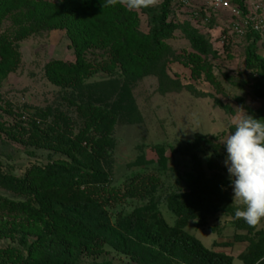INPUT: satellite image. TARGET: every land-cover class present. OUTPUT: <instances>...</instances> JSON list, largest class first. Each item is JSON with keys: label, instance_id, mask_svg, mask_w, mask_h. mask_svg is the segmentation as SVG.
Returning <instances> with one entry per match:
<instances>
[{"label": "trees", "instance_id": "trees-1", "mask_svg": "<svg viewBox=\"0 0 264 264\" xmlns=\"http://www.w3.org/2000/svg\"><path fill=\"white\" fill-rule=\"evenodd\" d=\"M246 1L232 0L244 12H247ZM178 5H184L182 0H162L156 7L128 11L119 4L103 7V0H0V19L12 15L17 22L23 20L22 34L66 32L76 61L54 60L45 66L48 80L57 86L82 88L94 70L104 69L111 75L110 81L93 87L84 103L75 101L80 111H84V107L94 111L93 120H104L103 126H106L108 122L128 120L127 116L138 113L133 86L144 77L156 74L164 87L166 75L159 69L170 52L166 40L172 38L177 29L182 30L196 52L189 54L184 64L195 77L204 71L207 78L215 82L211 68L202 60V56H218L211 36L202 33L190 21H178ZM212 10L218 11L203 6L197 14L193 12V18L213 28L217 17ZM142 15L149 24L147 32L140 27ZM228 33V27L223 28L218 37L227 50L230 48V42L226 44ZM243 39L246 68L252 80L247 84H252L256 97L264 99V56L259 52L264 34L249 31ZM90 50L105 52L106 57L93 65L86 56ZM20 58L15 43L0 38V79L15 69ZM122 104L126 116L119 117L117 108L121 109ZM249 112L257 119L264 118L261 107ZM40 115L43 116V112ZM61 115L57 113L55 121L45 127L35 116L30 118L28 129L22 128V135L26 144L66 154L70 163L57 160L46 165L34 164L20 177L0 167V187L27 196L25 199L0 196V216L20 218L10 224L7 221L3 226L6 232L12 230L11 235L16 234L18 246L0 249L1 262L78 264L84 253L100 254L113 249L139 264H233L232 255L207 248L186 230L192 220L218 210L234 216L237 206L233 203L231 179L222 174L208 177L199 169L188 176L182 191L165 194L163 200L175 215L173 225L168 224L159 208L162 198L156 195V176L142 174L141 178L138 175L128 178L123 195L137 198L140 204L129 211H111L119 192L108 187V177L101 163L106 156L104 151L90 152V148L83 146L84 140H91L84 130L75 137L67 135L60 123L62 120L66 125ZM105 115L110 118H102ZM200 136L197 140L203 142L205 136ZM235 226L248 233L255 229L243 219H235ZM258 234L256 238L236 236V240L249 242L238 256L244 264H257V261L264 264V231ZM221 244L230 246V243Z\"/></svg>", "mask_w": 264, "mask_h": 264}, {"label": "rangeland", "instance_id": "rangeland-1", "mask_svg": "<svg viewBox=\"0 0 264 264\" xmlns=\"http://www.w3.org/2000/svg\"><path fill=\"white\" fill-rule=\"evenodd\" d=\"M203 6H207V0H190L185 5H178L176 14L181 23L190 21L202 33L210 34L218 56H202V60L211 68L215 82L209 80L204 71L199 77H195L191 68L184 64L183 60L196 52L182 30L177 29L173 37L166 40L170 52L159 69L162 72L164 70L166 75L164 87L156 74L144 77L133 86L138 113L127 116L128 120L108 122L106 126H103L104 120H93L92 115L96 114H93L94 111H88L85 107V112L80 111L77 103H84L87 95L93 92V87L110 81L111 75L104 69L94 70L82 88L74 90L57 86L48 80L45 66L54 60L76 61L74 48L66 32L28 31L22 34V27L25 25L23 20L17 22L12 15L2 17L0 38L13 41L21 53L15 69L0 79L2 170L20 177L34 164L46 165L57 160L70 163L71 159L66 154L26 144L22 135V128L28 129L27 122L30 118L36 117L45 127L55 121L57 113H61L66 125L62 120L60 123L67 135L75 137L84 130L91 140H84L83 146L90 148V152L94 149L104 151L106 156L101 159V163L102 170L108 177V187L119 192L111 211H129L140 204L137 198L130 199L123 195L128 178L142 174L156 176V195L162 198L159 208L168 224L173 225L175 215L163 200L165 194L182 191L188 176L197 173L199 169L208 177L222 174L226 179H231L225 165L226 145L221 141L233 131L231 122L241 111L239 108L248 114L249 109H264V99L256 97L252 84H247V81L252 80L251 73L246 68L244 39L228 33L229 40L226 44L230 42V48L227 50L218 38L223 28L228 27V11L212 10L217 17V23L212 28L193 18V12ZM140 27L144 32L149 30L145 15L141 16ZM259 52L264 56V39L260 42ZM86 56L93 65L106 57L105 52L98 50H90ZM191 86L193 88H189ZM237 98H241L243 102ZM123 104L121 109L117 108L120 110L119 117L126 116ZM41 112L43 116L40 115ZM36 113L39 115H34ZM106 115L102 118H110ZM193 117L198 124L193 122ZM198 136H205L202 138L204 141L197 140ZM0 196L27 198L2 187ZM204 217L192 220L186 230L207 248L232 255L233 264H244L238 256L245 251L249 242L246 239L236 240V236L256 238L260 231H264V218L261 224L248 233L237 229L234 216L222 210ZM19 220L20 218L0 216L1 250L18 246L16 234L11 235L12 230L6 232L3 226L7 221L10 224ZM221 243H230V246H222ZM1 261L3 260L0 259V264H4ZM104 261L112 264H139L113 249L104 250L100 254L84 253L78 259V264Z\"/></svg>", "mask_w": 264, "mask_h": 264}, {"label": "clouds", "instance_id": "clouds-1", "mask_svg": "<svg viewBox=\"0 0 264 264\" xmlns=\"http://www.w3.org/2000/svg\"><path fill=\"white\" fill-rule=\"evenodd\" d=\"M160 3L162 0H103V7L119 4L128 11H139ZM239 109L231 122L234 131L221 142L226 145L225 165L233 186V203L237 206L235 219L256 227L264 218V118L257 119ZM193 122L198 124L195 117Z\"/></svg>", "mask_w": 264, "mask_h": 264}, {"label": "built area", "instance_id": "built-area-1", "mask_svg": "<svg viewBox=\"0 0 264 264\" xmlns=\"http://www.w3.org/2000/svg\"><path fill=\"white\" fill-rule=\"evenodd\" d=\"M190 0H182L185 5ZM247 12L231 0H207V6L218 11H228L229 33L237 37L249 31L264 34V0H247ZM196 13V12H195ZM197 14V13H196Z\"/></svg>", "mask_w": 264, "mask_h": 264}]
</instances>
